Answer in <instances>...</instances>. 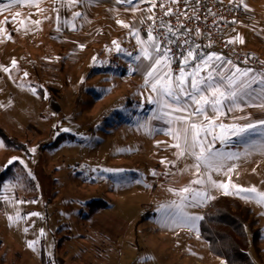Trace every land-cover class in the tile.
<instances>
[{
  "label": "rangeland",
  "instance_id": "1",
  "mask_svg": "<svg viewBox=\"0 0 264 264\" xmlns=\"http://www.w3.org/2000/svg\"><path fill=\"white\" fill-rule=\"evenodd\" d=\"M142 2L150 6L152 0H136V13H128L136 16V30L151 14L144 17ZM241 3L247 18L228 35L245 59L217 53L259 79L264 0ZM108 4L0 0V130L25 148L8 146L0 136V264H22L26 223L34 225L29 238L35 245L41 238L50 252L57 240L56 259L64 248L89 257L88 264H264V204L239 191L264 192L261 87L252 85L255 99L221 110L213 134L226 139L204 138L223 157V167L197 170L194 156L177 158L168 117L157 118L163 114L149 102L154 93L134 87L146 70L137 69L145 60L136 59L135 25L118 28L121 16L110 14ZM220 123L257 127L237 136ZM197 178L203 183L192 184ZM185 187L204 197L196 203L192 193L180 192ZM235 203L243 216L236 232L228 217L217 222L230 212L216 207L230 211Z\"/></svg>",
  "mask_w": 264,
  "mask_h": 264
},
{
  "label": "snow or ice",
  "instance_id": "2",
  "mask_svg": "<svg viewBox=\"0 0 264 264\" xmlns=\"http://www.w3.org/2000/svg\"><path fill=\"white\" fill-rule=\"evenodd\" d=\"M12 2H16V0H12ZM30 2L34 3L35 0H30ZM69 2L74 4L77 0H69ZM117 2L132 4L133 0H117ZM181 2L187 4L188 0H171L172 4ZM195 2L200 3V0H195ZM155 7H157V2L152 0V8L149 11H152ZM159 7L165 9L163 3H159ZM174 11V9L168 7L163 11V15L171 16ZM192 11V16H188L186 11L181 14L185 15L189 20L199 19L198 16L194 15L196 9L193 8ZM79 15L80 13H74V16ZM147 19L153 22L147 33V39L142 40L138 30L133 31L132 35L137 39V43L141 45L140 55L136 59L149 61V67L145 73V85L150 86L151 92L154 93V97H149V102L159 106V110L163 115L157 118L168 117L166 122L171 126L168 134L175 141L172 146L177 149V158L185 154L192 155L197 161L195 165L197 170L203 165L206 169L219 171L223 167V157L221 154L213 152L211 143L204 138L212 135L214 140L226 139V135L223 132L220 135L213 134L214 129L217 127L215 121L219 115L223 114L221 110L226 104L229 105L228 111H231L233 108H239L241 101L255 99L256 97L252 95L255 91L252 88L253 84L259 85L261 92L264 93V74H261L258 79L257 76L250 75L252 71L250 69L241 70L231 60L225 61L224 58L215 53L201 56L191 47L186 50V55L183 52L180 53L182 57V60L179 61L180 67L178 72L174 73L171 65L175 61L176 54L170 47L165 45H171L176 42L173 37L180 34V30L184 28V25L179 23V26L176 27L163 19H159L157 24V18L154 14L148 16ZM177 19L179 20V17ZM118 23L122 22L118 21ZM122 26L129 27L128 25ZM159 29H166V32H159ZM195 31L197 35L200 34L198 28ZM236 40L243 43V40L239 37ZM232 42L229 41V43ZM187 43L188 41L185 40L184 44ZM113 44L119 50V45L115 41H113ZM12 63L15 65V61ZM4 70L8 71V69ZM260 98L264 100V95ZM261 106H264V104ZM208 109H211L215 115L210 116ZM175 113L181 114L174 115ZM200 117H203L202 121L199 120ZM258 123L264 125V121ZM218 127L226 131L230 129L232 135L239 136L250 130H255L257 125L249 123L243 126H225L220 123ZM197 149L199 151H196ZM11 162L10 160L9 163ZM229 171H232V169L230 168ZM208 179L214 186L226 188L224 184L212 182L211 177ZM191 183L201 184L203 181L197 178ZM233 187L237 186L233 185ZM170 191L172 190L170 189ZM239 191L254 194L247 198L256 199L258 203L264 204V192H258L254 187L239 189ZM180 192L192 193V200L196 203H199L200 199L204 197L203 193L196 192L190 187L182 188ZM225 194L228 193L225 192ZM188 198V196H181L182 201ZM183 218L201 219L200 217L191 218L186 216ZM41 234L43 235V232ZM34 243L29 242L28 246L32 248Z\"/></svg>",
  "mask_w": 264,
  "mask_h": 264
},
{
  "label": "built area",
  "instance_id": "3",
  "mask_svg": "<svg viewBox=\"0 0 264 264\" xmlns=\"http://www.w3.org/2000/svg\"><path fill=\"white\" fill-rule=\"evenodd\" d=\"M157 7L152 9L150 15H155L156 23H159V19L170 23L173 26L178 27L179 23H183L184 28L180 30V34L173 37L176 41L171 45H165L170 47L176 54L175 61L172 63L171 68L174 73L178 72L180 67L179 61L182 60L180 53L183 52L186 55V50L191 47L192 41L195 39L196 52L201 55L203 50L206 48H214L231 56H236L235 47L231 41L228 30L231 25H236L243 22L247 18V12L242 7L241 0H200V3H196L195 0H188V3L172 4L171 0H156ZM159 3L165 5V9L171 7L174 9V14L171 16H164L163 11L159 7ZM152 8V4H151ZM195 8V16L199 19L189 20L182 12H187L188 16L193 15L192 9ZM149 15V16H150ZM179 17V20L177 19ZM138 26L139 34L147 36L150 26L153 25L152 21L147 18L141 21ZM200 30V34L197 35L196 29ZM191 30V31H189ZM159 32H166V29H159ZM156 34V33H154ZM187 40L188 43L184 44ZM171 55V53H170ZM241 61L245 59L243 56H238Z\"/></svg>",
  "mask_w": 264,
  "mask_h": 264
},
{
  "label": "crops",
  "instance_id": "4",
  "mask_svg": "<svg viewBox=\"0 0 264 264\" xmlns=\"http://www.w3.org/2000/svg\"><path fill=\"white\" fill-rule=\"evenodd\" d=\"M103 2L104 3H110V4H108L109 6H107L111 11H109V13L110 14H114L115 16L117 15H120L121 17L119 18V20H122L121 22H123V20L126 18L127 20H128V23H127V25L129 26V23L131 22V24H133V25H135V30H136V16H133V14H128V13H136V0H133V2H132V4H127V3H123V2H117V0H103ZM149 3L150 2H142L139 6L140 7H142L143 9H145L146 10V12H147V14L144 16V17H146L147 15H149V13L151 12V11H149V9L151 8V4H152V2H151V4H150V6H149ZM148 7V8H147ZM243 8H245L244 6H242ZM131 8H134V10L132 11H129ZM123 11H129V12H123ZM112 12V13H111ZM126 14V15H125ZM130 15V16H129ZM129 16V17H128ZM112 18H113V20H112V22L111 23H114V21H115V17L114 16H112ZM143 20V19H142ZM141 19H140V22L142 21ZM140 22H138V24L140 23ZM112 25H114V24H112ZM115 26V25H114ZM116 26L119 28V27H122V23H116ZM235 26V25H234ZM111 28H114V27H112V26H110ZM125 29H127V28H124V30ZM119 31H122V30H119ZM118 31V32H119ZM126 31V30H125ZM124 34H125V32H124ZM218 51H216V50H213V51H209V52H207V53H204V54H201V56H206V55H208V54H212V53H215V54H217L218 55V53H217ZM148 67H149V61H145L144 62V64H142V65H140V66H138V70L140 69H146L145 70V72H144V75H141V77H140V79H139V81H136V85H134V87H138V88H144V92H150L151 91V88H150V86H148V85H145V73H146V71H147V69H148ZM202 74H204V73H202ZM139 76H140V74H139ZM136 91H138V89H136ZM133 92H131V94H132ZM146 96H147V94H146ZM128 103L130 104V105H132L131 104V101H128ZM208 113H209V115H212V112H211V110H209L208 109ZM181 113H175L174 115H180ZM200 118H202V117H200ZM199 118V119H200ZM29 211H31V210H29ZM31 212H33V211H31ZM28 213H30V212H28ZM36 219V218H35ZM37 219H38V217H37ZM36 219V220H37ZM31 219H28V221H30ZM35 220V221H36ZM34 221V222H35ZM38 221V220H37ZM34 222H33V224H34ZM27 224V223H26ZM24 225V230L25 229H27V232L25 233V235H24V239H22V246H23V251L24 252H22V254L21 255H23L24 257L23 258H21V263L22 264H70V260H74L73 262L74 263H79V264H88L89 262H90V260H89V257H85V256H78V254H76L75 252H73V251H71V250H65L64 248H62V250L60 249V250H58L59 251V257L56 259V256H55V254L57 253V252H55L54 250H57V243H56V239H55V241H54V245H53V248H49V250H50V252H48L47 250H46V245L44 244V242L42 241V239L41 238H39V241L37 242V244L35 245V243H34V246L32 247V248H30L29 246H28V244H29V242H34L33 241V238H29V234L32 232V230L33 229H35L34 228V225H32V224H28V225ZM37 224L39 225V223L37 222ZM36 224V225H37ZM30 225H31V227H30ZM40 235H42L41 233H40ZM67 243H69V241L67 242ZM37 247H39V249H38V252L36 253L35 252V250H34V248H37ZM53 252V253H52ZM61 252V253H60ZM25 253L27 254V255H25ZM76 254V255H74V254ZM119 262H122L121 260L119 261ZM118 262V263H119ZM72 264V263H71ZM94 264H96V262L94 263ZM98 264H102L101 262H99Z\"/></svg>",
  "mask_w": 264,
  "mask_h": 264
},
{
  "label": "trees",
  "instance_id": "5",
  "mask_svg": "<svg viewBox=\"0 0 264 264\" xmlns=\"http://www.w3.org/2000/svg\"><path fill=\"white\" fill-rule=\"evenodd\" d=\"M191 48L194 49V50L196 51L197 45H196V41H195V39H194V40L192 41V43H191ZM213 50L219 51V50L214 49V48H206V49L203 50L202 54L207 53V52H209V51H213ZM225 55H227V54L225 53ZM236 63H237V65H239V66H244V65H245V64H243V63H241V62H239V61H236ZM0 131H1V130H0ZM2 133H3V132L1 131V132H0V136L3 137V140L5 141L6 145H8V146H13V145H14L15 147H16V145H17V146L22 147L23 149H25V148H24V144H22V142L17 141L16 139H13V138H8L4 133H3V134H2ZM235 204H236V206H235L233 209H231L230 211H227V210H226V207L222 208L223 205L218 206V205L216 204V207H217V210H218V211L221 210V211H225L226 213L230 212V216H223V214H219L218 219H217V222H218L219 224H221L222 221H223V217H228V218L230 219V221H232L231 223H233V224L235 225V229L232 230V231H234V232H236V231H235V230H236V227L238 228V225H241V224L243 223V219H242L243 216H242V213L239 214V213H236V212L234 211V209L240 207V205H239V203H235ZM226 213H225V214H226ZM249 213H250L249 210H245V212H244V214H246V215H248ZM228 226H229V225H228ZM228 226H226V227H228ZM239 231H240V230H239ZM224 233H225V231H224ZM240 235H241L240 239H242V234H241V232H240ZM235 249L238 250V247H236ZM243 250H244V248H240V249L238 250V253H239V254H243ZM232 252H233V250H232ZM236 264H248V263H246V262H238V263H236Z\"/></svg>",
  "mask_w": 264,
  "mask_h": 264
}]
</instances>
